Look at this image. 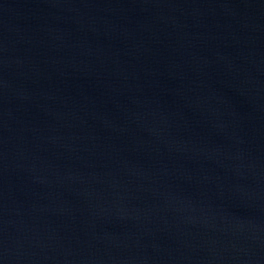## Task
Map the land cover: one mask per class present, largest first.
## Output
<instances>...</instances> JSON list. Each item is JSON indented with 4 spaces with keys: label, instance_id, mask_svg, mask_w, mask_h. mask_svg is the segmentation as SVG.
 Returning a JSON list of instances; mask_svg holds the SVG:
<instances>
[{
    "label": "water",
    "instance_id": "1",
    "mask_svg": "<svg viewBox=\"0 0 264 264\" xmlns=\"http://www.w3.org/2000/svg\"><path fill=\"white\" fill-rule=\"evenodd\" d=\"M0 264H264V0H0Z\"/></svg>",
    "mask_w": 264,
    "mask_h": 264
}]
</instances>
